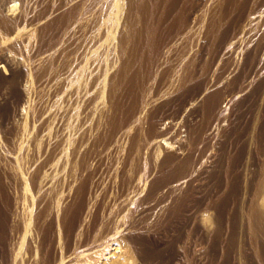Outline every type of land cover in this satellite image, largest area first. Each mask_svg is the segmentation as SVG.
<instances>
[{
    "label": "rangeland",
    "instance_id": "rangeland-1",
    "mask_svg": "<svg viewBox=\"0 0 264 264\" xmlns=\"http://www.w3.org/2000/svg\"><path fill=\"white\" fill-rule=\"evenodd\" d=\"M128 1L0 0V231H4L0 232L3 235L0 234V242L1 237L8 240L5 239L8 264H42V230L47 225L56 247L54 264L113 261L139 264L140 248L150 256L147 264H164L171 255L177 258L176 264H221L219 259L214 262L204 252V243L189 238L184 223L169 221V201L184 195L183 184L177 193L168 194L171 197L167 203L154 207L156 195L147 198L152 183L171 174V169L162 172L157 167L162 157L157 151L162 137L150 138L147 131L146 121L152 110L170 97L166 90L170 80L156 88L155 74L191 62L198 48L195 45L200 43L197 38L200 28H191L179 40L154 53L150 42L153 12L147 17L150 22L146 19L143 24L140 3L130 13ZM185 1L180 2V7H184ZM245 1H248V8L245 7L248 14L231 11L224 22L228 31L238 38L234 41L236 45L242 48L233 53L229 46L228 55L234 59L223 57L228 70L223 72L224 82L229 85L234 77L242 75L245 93L235 86L229 87L238 95L231 92L230 109L225 108L223 113L226 123L222 121L224 128L220 127V135L217 133L214 140L228 145L231 143L226 137L232 136L231 141L239 147H245L248 141L244 130L249 118L248 103L237 111L236 119H233L234 111L237 103L250 97L251 89V78L242 66L246 54L242 49H251L256 37L264 32V18L260 19L264 0L254 1L258 9L256 16L250 14L252 1ZM144 2L141 1V7L145 6ZM204 3L200 14L207 19V13L216 9L217 3L214 0ZM128 66L136 70L144 68V72L150 68L153 74L146 72V81L139 80L142 94H139L137 115L127 128L124 126L125 130L122 127L115 133L111 130L112 119L119 116L114 110L117 101L121 102L126 86L123 76ZM156 90L161 98L155 95ZM238 136L240 141H236ZM175 150L166 152L173 155L176 165L184 156ZM133 182L137 186L135 192ZM165 193H169L166 188L158 197ZM80 204L81 214L74 222L75 228L65 231L62 219H69ZM215 249L212 246L213 255ZM227 262L231 264L230 260ZM236 263L239 261H232ZM243 263L264 264V260L254 255Z\"/></svg>",
    "mask_w": 264,
    "mask_h": 264
},
{
    "label": "bare ground",
    "instance_id": "bare-ground-1",
    "mask_svg": "<svg viewBox=\"0 0 264 264\" xmlns=\"http://www.w3.org/2000/svg\"><path fill=\"white\" fill-rule=\"evenodd\" d=\"M141 1L143 0H129L127 2V5L131 13L133 8H135L136 5L140 3L139 7L141 9L143 19V22L141 23L143 24H146V19H148L147 17L151 15L150 11L153 12V21L151 20V25L153 28L151 30L152 38L150 42L152 45V49H154V53H157L163 47L172 44L173 41H177V38L179 40L181 38V35L184 36L185 33L187 34L188 30H190L191 28H198V26L200 28L199 35L197 36L200 43H195V48L196 46H198V48L196 51H194L195 54L193 56V59L190 60L191 62H188L187 65L176 64V67L174 68L172 67L163 69L160 72L157 71L155 74L156 78L154 77L156 88L162 87L165 81H168V79L170 80L169 84H167L168 82L166 83V90L168 93H170V97L167 101H164L161 104L157 105L152 110L150 116L148 115L149 113L147 114L149 116L146 121L147 131L150 138L162 137L159 140V143L161 144V147L159 146L160 150H157L159 152L158 155L162 153V157L157 167L162 172L163 170H167V168L171 169V174H169L168 177H165L159 182L152 183L148 191L147 198L150 199L153 195H156V204L154 207H156L158 203H167L169 196L173 194V192L171 191H176L177 193L179 187L181 186V184H183L182 187L184 188V195L181 194L183 196H180L181 198L179 199L170 198L171 202L169 201L170 204L168 212L170 223H173L175 221H181L182 223H184L185 229L188 230L189 238L195 239V242L200 241L201 243H204V252L208 253L214 262H217V260L219 259L221 264H228L229 262L227 261L230 260L232 264V261L234 262V260H238V264H245L243 262L245 260L248 261L250 257L254 258V255H257V257L259 256L264 260V32L259 34V36H257L258 38L256 37V42L251 47V49H244V47L242 49L246 50V52H244L246 54L244 55L245 59L242 66L245 68V70L247 69L248 76H250L251 78V89L249 88L250 97L236 104V112L234 111L235 116L232 117L233 119H236L238 117L237 111L240 110L242 106H244L245 102L248 103L249 118L248 124L247 126H245L246 129H244L246 131V134H248L247 144L243 145L245 147L237 146L236 142L231 141L232 136H230V138L225 136L226 140L230 141L231 144H223L222 142H216L214 140L216 139L217 133L219 134V131L221 130L220 127L224 126L222 125V121H224V119L227 120V117H225L226 114L223 113L225 108L228 107L231 99H229V96L232 91H230L229 87L235 86L237 90L240 91V93H243L242 84H246L242 82L241 78L243 77H241L242 75L240 74L236 77L233 76L234 79L231 84L228 85V82H224L223 72L227 69V63H224L225 60H223V57H230V55H228L229 53L227 52L229 46L231 47V50L233 49V53H236L239 47L234 42L237 37L232 35V31V33L230 32V30L228 31V28L225 27L224 22L226 21L228 17L227 14L229 12H233L236 10L241 14L242 11H246L245 7L247 5L246 2L248 1L214 0V3H217V7L214 10L212 9L213 7H208L213 11L207 13V19H203L204 17L201 16L200 13L203 9L201 7L200 10V6H202L204 2V4H207L206 2L209 3L210 0H186L185 3H183L184 7H180V2L182 0H144V7H141L143 5V3L141 5ZM251 1L252 10H250V14L252 13L255 14L254 16H256L258 11L255 6L256 2L254 3L255 0ZM206 10V12L209 11L208 9ZM203 13L205 15V12ZM246 13L248 14L247 11ZM261 13L260 15H262L263 17H260V19L264 18V11H261ZM253 18L255 17L252 16V19ZM134 20H136V22L138 21L137 18ZM249 21L251 22V20ZM259 23L261 22L259 21ZM251 24L253 23L251 22ZM146 28L147 26L145 27V30ZM232 28L231 30H234ZM143 29L141 28L140 30ZM140 36L143 37V35L141 34ZM250 36H253V34ZM137 38L140 39V37ZM252 40L253 39H251L250 41L251 43ZM145 41L144 44L147 43H145ZM241 44L243 45V43ZM240 47L242 48V46ZM178 51H180V49ZM131 54L135 55L133 53ZM161 56L162 52L158 54L159 59L161 58ZM233 57L230 58L234 59ZM135 59L136 57L134 58V60ZM140 59H142V56ZM156 60L157 59H155L154 61ZM140 61L141 60H139L138 62ZM144 61L146 62V59ZM135 62L137 63V60ZM226 62H229V60H226ZM149 69L150 68H148V70H145L149 73V75H152L153 73ZM241 70H243V68ZM226 71L228 72V70ZM146 72H144V68L136 70L128 66V70H126V73L123 76V79L126 80H124L126 86L121 97V102L119 104L117 101L115 105L114 111H117L119 116H116L112 119V132L116 133L122 127H126L131 119L135 117L134 115L139 111V94H142V91L140 92L139 90V80H145L144 78L147 77L145 75ZM244 73L245 71L243 72V75ZM4 76H6V74H4ZM245 76L246 75H244V77ZM247 80L244 81L248 82ZM225 84H227V86ZM247 86L248 85H246V87ZM159 92V90H156L155 95L157 96ZM235 95L237 96L238 94H234V96ZM157 97L161 98L160 96ZM235 102L237 101L235 100ZM244 119L245 118H243V120ZM223 123L226 122L224 121ZM242 124L243 123H241L240 126H242ZM179 126H181L180 131H178ZM240 128L239 130H241ZM167 135H169V139H165ZM163 136L165 137L163 138ZM172 139H175V141H169ZM240 139V136L236 137V141H240ZM164 148L167 150H173V148H176V150L180 151V154H182L184 158L181 159L182 161L175 165L173 155L168 154V152H166L167 150L165 151ZM186 151L188 152L185 155ZM183 156H181V158ZM123 179L124 178H122V181ZM129 183L131 182L129 181ZM164 188H166L169 193H165L161 197H158L160 196V191ZM136 189L137 186L134 184V192L136 191ZM180 192L182 191H179V193ZM195 195H200V197L195 198ZM81 207V204L78 205L74 209V212L69 219H62L65 231L69 227V230L75 228L74 222L78 220V215L81 214ZM5 219L7 220V217ZM140 221L142 222V220ZM42 231L44 232L42 233V252L40 255L41 263L54 264L56 263H53L54 254L56 253V247H54V239H52L53 236H49L51 230L47 225V228H44ZM3 232L4 231H2L1 233ZM1 239L0 264H8V251L6 247L7 245H5V239L6 241L8 240L5 237H1ZM212 246L217 249H215V255H213L211 252ZM139 255V264H147L146 262H148L150 256L144 248L139 249ZM176 261L177 258L171 255L170 257L166 258L163 263L176 264ZM110 264L118 263L116 261H113Z\"/></svg>",
    "mask_w": 264,
    "mask_h": 264
}]
</instances>
